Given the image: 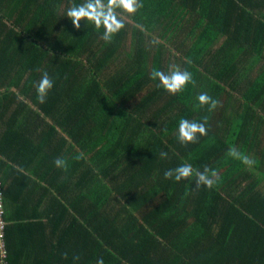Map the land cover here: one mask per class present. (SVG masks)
Instances as JSON below:
<instances>
[{
  "label": "trees",
  "instance_id": "1",
  "mask_svg": "<svg viewBox=\"0 0 264 264\" xmlns=\"http://www.w3.org/2000/svg\"><path fill=\"white\" fill-rule=\"evenodd\" d=\"M83 2L0 0V109L16 115L0 141L2 174L21 165L12 149L31 146L67 192L102 184L57 200L69 228L51 249L27 248L31 234L15 241L3 180L9 264H264V0H140L135 13L116 9L125 26L110 41L103 26L67 18ZM154 70H187L195 83L172 94ZM44 72L54 87L40 103ZM201 93L219 106L200 105ZM204 117L207 135L180 143L179 121ZM183 163L218 179L211 189L165 179Z\"/></svg>",
  "mask_w": 264,
  "mask_h": 264
},
{
  "label": "crops",
  "instance_id": "2",
  "mask_svg": "<svg viewBox=\"0 0 264 264\" xmlns=\"http://www.w3.org/2000/svg\"><path fill=\"white\" fill-rule=\"evenodd\" d=\"M13 112L11 110L4 115L3 110L0 109V141L2 133L6 130L5 124H10L16 118ZM33 147L35 150V146ZM15 148L11 150V155L15 160H20L21 165L15 162L9 163L11 165L6 166L2 174L8 189L10 224H18L21 227V230L15 234V241L25 243V236L31 234L27 248L29 245L31 247L36 246L38 242L37 245H47L51 249L58 245L63 248L61 245L62 236L67 232L69 224L68 218H65L64 221L63 216L54 214L59 206L57 200H63L64 196L66 199L72 200L74 197L87 192L95 194L98 192L99 186L102 187V184L79 183L74 191L67 192L65 185L58 187L59 184L54 181L52 176L53 161L50 158H34L31 146L22 155L15 151ZM0 159L2 160L1 154ZM45 176L49 178V182L43 181L42 178ZM65 202L68 203V201ZM16 226L14 225L15 228ZM26 230L28 231L26 232Z\"/></svg>",
  "mask_w": 264,
  "mask_h": 264
},
{
  "label": "clouds",
  "instance_id": "3",
  "mask_svg": "<svg viewBox=\"0 0 264 264\" xmlns=\"http://www.w3.org/2000/svg\"><path fill=\"white\" fill-rule=\"evenodd\" d=\"M143 7L140 0H84L83 3L72 4L67 10L66 16L72 22L76 29L81 28L82 21L94 23L97 28L103 26L105 29L103 39L110 41L113 34L124 28L123 19L116 11L117 8L123 9L127 13H135L139 8ZM189 63H191L189 61ZM153 80L159 79L161 85L168 92L176 94L184 89L189 83H195L192 73L187 70H175L169 73L154 70L151 74ZM54 87V80L47 72H44L40 81L36 85L37 98L40 103H44L49 91ZM200 105H208L209 111L215 110L220 101L212 98L207 93H201L197 97ZM207 117L203 118V122L195 120L181 119L178 125V140L182 144L196 143L198 134L200 136L207 135ZM236 159H240L242 163L251 165L253 161L249 157L243 155L238 149L231 148L228 153ZM162 157H166L167 153H161ZM84 154L80 153L76 159H83ZM54 164L58 168L67 171V162L63 158H57ZM165 179H174L179 182L182 179H188L193 176L196 178V186L204 185L212 188L218 179V173L205 167L203 171L194 169L191 163H183L175 169H169L164 173ZM97 264H103V260H98Z\"/></svg>",
  "mask_w": 264,
  "mask_h": 264
},
{
  "label": "built area",
  "instance_id": "4",
  "mask_svg": "<svg viewBox=\"0 0 264 264\" xmlns=\"http://www.w3.org/2000/svg\"><path fill=\"white\" fill-rule=\"evenodd\" d=\"M4 183L2 179V168H1V159H0V248H1V255H0V264H9L8 261V252L6 250V243H5V230H6V221L4 220L5 214V205L3 203L4 200Z\"/></svg>",
  "mask_w": 264,
  "mask_h": 264
}]
</instances>
